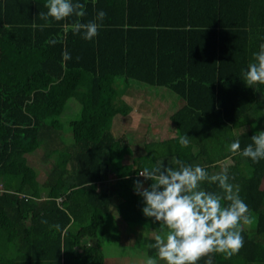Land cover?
I'll use <instances>...</instances> for the list:
<instances>
[{
    "label": "trees",
    "instance_id": "obj_1",
    "mask_svg": "<svg viewBox=\"0 0 264 264\" xmlns=\"http://www.w3.org/2000/svg\"><path fill=\"white\" fill-rule=\"evenodd\" d=\"M73 2L85 5L84 17L50 18L41 30L33 24L45 23L39 12H47L46 0H0V264H107L105 222L159 232V222L142 212L134 180L148 187L137 172L161 162L176 167V159L209 175L227 167L248 205L242 248L230 257L213 253V264H264V159L253 163L229 151L237 139L243 151L264 131V84L242 80L264 44V0ZM101 10L106 16L91 40L64 32L65 24L95 20ZM148 86L171 94L174 134L155 141L147 128L142 152L131 154L112 126L131 110L123 95L157 93ZM69 99L77 114L62 122ZM182 135L190 137L187 146ZM201 187L222 191L216 183ZM154 242L153 235L130 245L158 258Z\"/></svg>",
    "mask_w": 264,
    "mask_h": 264
},
{
    "label": "clouds",
    "instance_id": "obj_2",
    "mask_svg": "<svg viewBox=\"0 0 264 264\" xmlns=\"http://www.w3.org/2000/svg\"><path fill=\"white\" fill-rule=\"evenodd\" d=\"M47 12H39L42 25H35L43 30L48 27L51 18L62 21L70 16L78 18L85 16V5L73 0H46ZM106 13L97 12L95 20L81 23L76 21L64 25V32L69 29L73 33L83 32L85 40H91L98 34ZM59 39H51L49 43H59ZM64 61L69 60L70 54L62 53ZM242 80L248 86L264 84V44L253 54L252 61L243 72ZM190 137L182 135L179 143L187 146ZM243 151L240 150L239 139L229 146V151L235 155L251 159L257 163L264 159V131L256 132L250 138ZM176 167L163 165L161 162L154 167H144L137 172L138 177L151 181L144 187V181L134 180V190L143 198L145 206L142 212L146 217L154 218L162 226L154 234V243L149 247L155 248L157 258L148 257L145 264H198L207 257L205 264H213L212 254L231 256L243 246L241 225L250 223L247 213L248 205L240 198L238 189L230 183L227 167L221 172L209 175L200 165H188L182 160H174ZM203 182L218 184L221 193L204 190ZM59 229V225H55Z\"/></svg>",
    "mask_w": 264,
    "mask_h": 264
},
{
    "label": "rangeland",
    "instance_id": "obj_3",
    "mask_svg": "<svg viewBox=\"0 0 264 264\" xmlns=\"http://www.w3.org/2000/svg\"><path fill=\"white\" fill-rule=\"evenodd\" d=\"M146 89H150V91H156L157 93L151 94L150 96L145 94L148 100H143L148 104L147 106L141 102L135 103L137 106H145V110L150 106V116L147 112L137 110V113L131 112V114H127L126 116H115L114 123L112 126L113 134L119 135L122 134L128 140L129 146L127 147L126 152H130L131 154L141 153V144L144 133L148 128L149 139L159 141L163 140L167 137L172 136L174 133L173 126L168 119L169 113L175 108L172 102H169L167 99H172L171 94H159L162 90L160 87L148 86ZM132 104V103H131ZM139 104V105H138ZM136 110V109H134ZM77 114V104L72 99H69L60 114V120L62 122L72 119ZM62 134L65 139L70 138L69 127L67 125L63 126ZM31 161H34V156L29 157ZM114 180L109 178L107 182H113ZM2 190V186L0 183V191ZM21 194H19L20 196ZM41 198H44L42 194ZM60 201V198L56 199ZM119 201V197L114 196L111 198V202L114 205ZM112 206V205H111ZM111 213L114 210L110 209ZM114 214V213H113ZM245 226V225H244ZM105 232H103V239L101 237V249L105 257V262L107 264H145V260L149 257L145 254V249L141 245H130L132 240H145L146 238L153 236L154 230L145 225H136V229H130L128 226H125L124 223H108L105 222L103 226ZM108 229V230H107ZM107 230V232H106ZM106 233V234H105ZM132 234L130 242L126 243L123 239L124 236ZM121 241V242H120ZM158 259V258H157ZM158 264H164V261L158 262Z\"/></svg>",
    "mask_w": 264,
    "mask_h": 264
},
{
    "label": "crops",
    "instance_id": "obj_4",
    "mask_svg": "<svg viewBox=\"0 0 264 264\" xmlns=\"http://www.w3.org/2000/svg\"><path fill=\"white\" fill-rule=\"evenodd\" d=\"M129 105H131V110L129 111V113L128 114H131V112H135V113H137V110H138V112L140 113V111H144L145 110V106H142V107H140V106H137V105H135V103H137V102H141V105H142V103H144L146 106L148 105V104H146V102L143 100V99H141V98H139V97H136V96H131V95H129V94H125V95H123V97H122ZM132 103V104H131ZM139 105V104H138ZM134 109H136V110H134ZM150 106H149V108L147 107V109H146V111H144V112H147L148 113V115H146L147 117H149L150 116Z\"/></svg>",
    "mask_w": 264,
    "mask_h": 264
}]
</instances>
